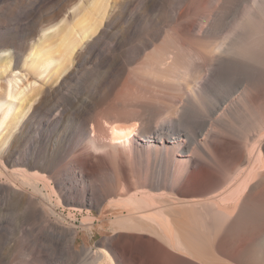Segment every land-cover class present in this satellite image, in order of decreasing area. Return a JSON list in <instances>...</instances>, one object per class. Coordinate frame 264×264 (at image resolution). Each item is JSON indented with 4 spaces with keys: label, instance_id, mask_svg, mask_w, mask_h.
Instances as JSON below:
<instances>
[{
    "label": "bare ground",
    "instance_id": "obj_1",
    "mask_svg": "<svg viewBox=\"0 0 264 264\" xmlns=\"http://www.w3.org/2000/svg\"><path fill=\"white\" fill-rule=\"evenodd\" d=\"M3 99L0 264H264V0H0Z\"/></svg>",
    "mask_w": 264,
    "mask_h": 264
},
{
    "label": "rangeland",
    "instance_id": "obj_2",
    "mask_svg": "<svg viewBox=\"0 0 264 264\" xmlns=\"http://www.w3.org/2000/svg\"><path fill=\"white\" fill-rule=\"evenodd\" d=\"M181 5H183V3H181ZM118 27H119V24H118ZM10 69H13V66H10ZM30 80L31 79H29L28 77L27 78L20 77V76H18V74H16L14 71H12V74L5 75L3 77L1 79V82L5 83L7 86H9V88L13 87V91H18V87L22 86L23 85L22 83H25V82L28 83V82H30ZM2 102H5V100L4 99L0 100V103H2ZM7 104L8 103L5 102L2 105V107H0V108L4 109L7 106ZM14 105H15V103H14ZM1 137H2V135L0 136V148H3L5 145L3 142V137H2V139H1ZM94 212L97 216H100V217H103V215H105V213L103 214L99 210H94ZM5 220H6V224H8L9 226H11V227L13 225L16 226V227H14V232L12 233V235H15V236L19 235V230H20V227L18 226L19 220L15 219V218H11V215H6ZM8 225H7V227L9 229L10 227ZM103 225H104V229L101 231L99 229V226H98V230H96V233L94 235H91L93 233L92 232L89 233V231H87V230H81L79 232L78 237H77V240L75 243V248L78 250H81L82 248L91 247L92 244L96 240L107 237L110 234V232L108 230H106V229H108L107 220L104 221ZM24 239H27L29 241V245L31 246V244H32L31 239L26 238V237H24ZM23 242H25V241L23 240ZM25 252L26 253L23 254V257L25 259H30V264H37L34 257L31 258V256L28 255L29 252L27 250H25Z\"/></svg>",
    "mask_w": 264,
    "mask_h": 264
}]
</instances>
